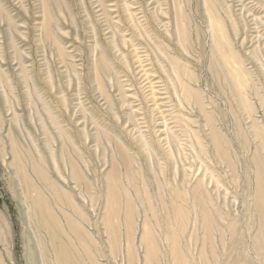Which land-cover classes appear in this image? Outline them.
Returning a JSON list of instances; mask_svg holds the SVG:
<instances>
[{"label":"rangeland","instance_id":"rangeland-1","mask_svg":"<svg viewBox=\"0 0 264 264\" xmlns=\"http://www.w3.org/2000/svg\"><path fill=\"white\" fill-rule=\"evenodd\" d=\"M263 169L264 0H0V264H56L32 214L38 193L62 224L78 215L96 264H143L144 223L161 263H175L164 218H186L189 197L203 193L228 227L221 264L233 220L248 243L256 231ZM112 183L136 215L127 242L122 209L110 245ZM171 200L175 208L163 209ZM190 224L180 242L200 264ZM182 231L175 222L167 234Z\"/></svg>","mask_w":264,"mask_h":264},{"label":"bare ground","instance_id":"bare-ground-1","mask_svg":"<svg viewBox=\"0 0 264 264\" xmlns=\"http://www.w3.org/2000/svg\"><path fill=\"white\" fill-rule=\"evenodd\" d=\"M217 21L218 20H216L215 22V24L217 25L216 30H220V27L218 26L219 23ZM23 160L24 159H22V161ZM20 161L21 160L18 159V162ZM28 163L30 164V166H32V172H35L39 179L44 180V182L47 183V187L51 192L54 193V195L58 196V194H61L62 196H64L62 191L56 188V185L50 183L47 180V175L45 176V172L41 168H39L37 165L34 166L33 162L29 161ZM23 169L24 166L20 168V170ZM259 172V182L256 184L254 190L256 210L255 213L257 215L258 221L256 231L252 236L250 243H248L247 239L245 238L246 232H243L240 235V233H238L239 224L232 219L233 221L231 228L233 234L235 235V238L233 241H231V244L229 243L231 255L230 258H226L221 264H254V259L258 264H264V169L260 170ZM21 174L23 175L22 177L27 187L29 189H33L34 186L30 184L29 178L26 175L25 171H23ZM121 186V183H112L108 186V189L105 193L106 207L104 214V226L109 233L108 238L110 241V245H113L120 239L122 209H124V211L126 212L129 210L127 217H123L124 225L127 229V242L131 241L133 227L135 224L134 217L136 213L133 206L131 205V198L129 195H127L123 188H121V191L119 190ZM195 196L197 197L196 201L192 200L191 197H189V202L188 200H186V202L190 203L191 205L190 207L188 206V203H186V218H179L174 220L170 218H164L166 221V235H164V237L168 241V250L173 256L171 257L175 261V263L173 264H190L186 258L185 253L189 251L190 253H192V251L194 250H191V245L184 246L180 242V237L188 234L189 232L188 229L186 231V224L188 221L191 223V234L186 236L189 238L188 242L190 243L193 240H200L201 242L198 252V261L200 264H217V262H219L218 256L220 255V253L225 251V245L227 243L224 239L223 229L228 227H225L221 223L222 221L217 213V208L215 207L213 201H211L206 195L203 196V193H201L199 196ZM123 202L126 203V205H124ZM31 204L32 208H34L32 214L33 216H36L38 218V220H36L38 224L37 226H39L42 231L44 230L47 233V235L46 233L45 235L48 238V246L50 248V250L44 249V255L47 254V259L48 255L52 254V258H54L55 260L52 261H54L56 264H96L95 255L97 254L98 249L94 239L92 238L93 234L91 235L89 230L86 229L87 227L85 228L80 222H78V215L75 218L67 216L65 218L64 224H62L59 218H57L49 208L50 206L45 200V197L39 193L36 199H31ZM161 205L163 206V209L169 207L171 210H173L175 208V203H173L172 200L169 202L163 201ZM74 206L72 203L71 207L73 208V212H77L76 210H74ZM193 211L195 213L192 220L191 215ZM78 214L79 216H81V213ZM80 218L82 221L83 216H81ZM196 221L199 222L198 227L195 224ZM175 222H179L183 226V231L180 233L179 237H176L172 234L175 238L172 239V235L169 236L167 233L171 231L172 226ZM0 225L3 226V224ZM2 226H0V228ZM197 228L202 230V233L200 232L201 234L198 232ZM139 240L144 245V247H142L144 248V251L142 253V263L160 264L163 256L160 252L161 247L159 248V244L154 235V232L147 225V223H144V229L141 232ZM48 251L51 253H48ZM251 252L252 254H254L253 257L251 256Z\"/></svg>","mask_w":264,"mask_h":264}]
</instances>
